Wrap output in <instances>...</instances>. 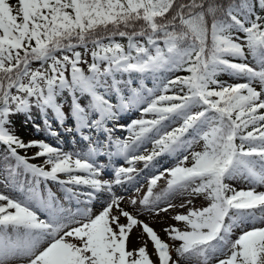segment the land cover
I'll return each mask as SVG.
<instances>
[{
  "label": "snow or ice",
  "instance_id": "1",
  "mask_svg": "<svg viewBox=\"0 0 264 264\" xmlns=\"http://www.w3.org/2000/svg\"><path fill=\"white\" fill-rule=\"evenodd\" d=\"M260 13L264 0H0V178L16 193L0 192V264H264ZM34 109L86 148L25 142L14 117ZM145 170L129 211L117 189ZM177 208L167 239L140 219Z\"/></svg>",
  "mask_w": 264,
  "mask_h": 264
},
{
  "label": "rangeland",
  "instance_id": "2",
  "mask_svg": "<svg viewBox=\"0 0 264 264\" xmlns=\"http://www.w3.org/2000/svg\"><path fill=\"white\" fill-rule=\"evenodd\" d=\"M181 74H184V73H181ZM224 78L226 80H229L230 82H238V81H232L231 78L228 77V76H224ZM149 86H151V85H149ZM257 87H259V86L257 85ZM65 97H67V94H65ZM65 109H67V106H65ZM136 115H138V113H136V112H129V113L123 114V116H122V118L120 120V123H127V122H125L124 118L128 119V118L134 117ZM48 119H50V120L52 119L51 113H49ZM71 122L72 121L69 120V121L66 122V124L64 126H61V129H57L56 128L55 121H53L52 128L55 129L56 131H58L60 133V136L59 137H56L57 138V141H60V142H59V144H55V143H52V142H50L48 140H44V141H47V142H49V143H51L53 145H58V146L61 147V145H65L62 142L63 139L64 138H67L69 142L73 143V145H75V146L78 145L79 138L74 139L73 138L75 136L74 133L72 134V133H69V132H66L65 131V127L71 125L72 124ZM14 123H15V131H16L17 135L20 136V138L23 139L25 142H28V141H31V140H43L40 137H38V133L39 132H44V133H47L48 134V132H46L44 130L45 125H44L43 120L40 117V114H39L38 110H35V109L33 110V118L31 120H27L26 121V118L24 117V115L23 114H20V115L14 117ZM37 125L40 126V129L39 130L37 129ZM62 132H63L64 135H61ZM118 133H117V135H118ZM120 133H123V132H120ZM60 143H62V144H60ZM82 144H83V146H81L77 150L85 149L86 148V145L83 142H82ZM150 147H151V145H149V148ZM71 150L72 149H70V148L68 149V151H71ZM4 151H5V149L3 147H0V167H2V164H3V154H4ZM36 151H37V149H35V148L29 149L27 151V155L30 157ZM20 154L21 155H25V152L23 150H21L20 151ZM98 159L101 160L102 162H104L105 164H108V161H107L106 158H104V157L102 158L101 157V158H98ZM30 162L39 164L41 161L32 160ZM113 163L120 164L121 161L115 160V161H113ZM171 164H172V162L170 164H168V165H165L164 167H170ZM151 174H149L148 176H150ZM148 176H145V179L143 180L144 182L146 181V177H148ZM102 178H104V179L112 178L111 172L110 171L109 172H106L105 175ZM232 183L237 188H247L248 187V185L246 183L242 182V181H233ZM41 187H43V186L41 185ZM49 187L51 188V190L57 196H59L61 198L63 197L64 193H63V191H62V189L60 188L59 185H57V184L54 185V184H51L50 183L49 184ZM257 191H264V187H257ZM0 192H3L5 194H13V195L16 194V193H13L11 189H8V188H5L4 187L2 178H0ZM180 202L181 201L179 199H177L176 201H174V203H177V204H179ZM201 203H202V201L200 199L195 200V205L197 207H199L201 205ZM96 207H97V209H99V205H97ZM125 207H127V206H125ZM189 207H191V205ZM127 209L129 211H132L131 208H128L127 207ZM180 211H186V209H183L182 210V209L177 208L175 210H170L168 213H173V215H174L176 212H180ZM163 214H167V213L160 212L159 215H150V214H147L146 213V214L140 215V219L144 220L145 222H150L151 225L153 227L157 228V230H158V226H157L158 223H155V220L154 219H155V217L161 216ZM161 237L167 239V237L165 236L164 232L161 233ZM149 251H152L151 244H149Z\"/></svg>",
  "mask_w": 264,
  "mask_h": 264
},
{
  "label": "bare ground",
  "instance_id": "3",
  "mask_svg": "<svg viewBox=\"0 0 264 264\" xmlns=\"http://www.w3.org/2000/svg\"><path fill=\"white\" fill-rule=\"evenodd\" d=\"M65 110H67V109H65ZM135 117H137V116H135ZM134 118H132V119H134ZM56 128L61 129V126L58 125V124H56ZM61 135H64L63 132L61 133ZM118 135L124 136V135H126V133H124V132L123 133H120L119 132ZM38 137H40L43 140H48V141H50L52 143H55V144H59V142H60V141H57V138L55 136H50L49 134L44 133V132H39L38 133ZM62 142L65 145H61V147L64 150H66V151H68L69 148L72 149V150H77L78 148H80L81 146H83V144H82L81 141H79L78 142V145L75 146V145H73V143L69 142L67 138H64ZM60 144H62V143H60ZM171 162L172 161L169 158H167V157H161L159 159V161H158L159 166H160V170H163V168H166L164 166L170 164ZM137 167L142 169L143 168V164L142 163H139V164H137ZM153 171H155V170H145L144 172H142L141 175H140V177L138 178V181H137V184L136 185H127L126 187L118 188L117 189L118 194L121 195V196H124L126 198L125 201H124V206H127L128 208H131L128 205V199L129 198H137L138 199V198L142 197L146 193L147 188H148L147 177H146V181L145 182L143 180L145 179V176H148ZM51 184H54V183H51ZM136 186H140V191L139 192L135 191V187ZM165 186L166 185H165V181L164 180L159 181L156 191H160V189L163 188V187H165ZM171 215H173V213H167V214H163L161 216L155 217L154 220H155V223H158V225L156 224L158 226V230H157V228L153 227L152 225L151 226L161 235V233H163L162 229L166 225L175 223L170 218ZM137 236H138V232L134 231V233H133V235L131 237V247H138L139 246V244L137 243Z\"/></svg>",
  "mask_w": 264,
  "mask_h": 264
},
{
  "label": "trees",
  "instance_id": "4",
  "mask_svg": "<svg viewBox=\"0 0 264 264\" xmlns=\"http://www.w3.org/2000/svg\"><path fill=\"white\" fill-rule=\"evenodd\" d=\"M257 11H259V8H257ZM260 14L264 15V13H260ZM221 79H225L224 76H222Z\"/></svg>",
  "mask_w": 264,
  "mask_h": 264
}]
</instances>
